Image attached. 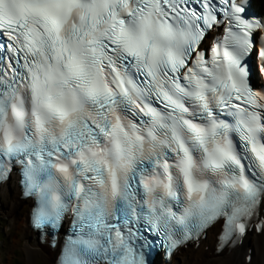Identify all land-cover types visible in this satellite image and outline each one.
Returning <instances> with one entry per match:
<instances>
[{"label":"bare ground","instance_id":"bare-ground-1","mask_svg":"<svg viewBox=\"0 0 264 264\" xmlns=\"http://www.w3.org/2000/svg\"><path fill=\"white\" fill-rule=\"evenodd\" d=\"M2 186V197L5 198L4 205L9 213L13 214L25 201L21 187L16 179H9ZM29 222L30 209H27L20 230L22 237L32 236L25 247L29 261L35 263L38 257L42 256L51 264H56L61 241L59 240L57 246H54L49 243L52 241L47 235L46 242L38 240L35 237L36 230L30 227ZM220 229L221 223L214 224L204 237L179 248L171 264H264V204L258 216L250 222L249 227L242 233V241L239 246H227L224 250L218 251ZM33 239L36 241L32 242Z\"/></svg>","mask_w":264,"mask_h":264},{"label":"rangeland","instance_id":"rangeland-1","mask_svg":"<svg viewBox=\"0 0 264 264\" xmlns=\"http://www.w3.org/2000/svg\"><path fill=\"white\" fill-rule=\"evenodd\" d=\"M24 213L25 210L22 204L13 214H10L4 206L3 208L0 207V264H14L17 252L23 256V259L27 260L24 249L27 236L23 239L19 228ZM38 263L36 262V264ZM41 264H50V262L43 261Z\"/></svg>","mask_w":264,"mask_h":264}]
</instances>
